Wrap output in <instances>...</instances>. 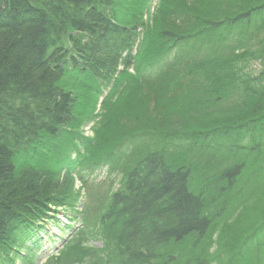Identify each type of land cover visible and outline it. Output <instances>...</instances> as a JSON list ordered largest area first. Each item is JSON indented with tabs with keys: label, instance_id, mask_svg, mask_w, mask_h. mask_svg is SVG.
Instances as JSON below:
<instances>
[{
	"label": "trees",
	"instance_id": "obj_1",
	"mask_svg": "<svg viewBox=\"0 0 264 264\" xmlns=\"http://www.w3.org/2000/svg\"><path fill=\"white\" fill-rule=\"evenodd\" d=\"M149 4L0 0V264L137 138L98 217L116 264H264V0Z\"/></svg>",
	"mask_w": 264,
	"mask_h": 264
},
{
	"label": "rangeland",
	"instance_id": "obj_2",
	"mask_svg": "<svg viewBox=\"0 0 264 264\" xmlns=\"http://www.w3.org/2000/svg\"><path fill=\"white\" fill-rule=\"evenodd\" d=\"M156 2L157 0H150L149 12H152ZM94 126L93 121L86 122L79 127V133L85 138L93 139ZM144 142L145 140L137 138L124 143L115 151V162L112 165L86 163L75 167L74 177L67 179L66 184L68 188L71 187L72 192L79 193L75 206L50 208L41 217L38 228L35 229L34 240L24 244L21 249L18 248L14 264H92L95 261H99V264H116L114 253L107 249V242L97 226L98 217L104 206L103 196L119 186L121 166L127 164L132 156L138 158L143 154ZM168 148L167 146V152L171 150ZM78 149L81 151L82 147L78 146ZM69 150L65 153L70 158H75L74 151ZM218 208L216 206L213 211H219ZM233 217L226 220L227 225L231 224ZM217 222L219 223V217L213 222L219 233ZM217 233L212 234L213 240ZM211 252L213 247L208 250V254Z\"/></svg>",
	"mask_w": 264,
	"mask_h": 264
}]
</instances>
